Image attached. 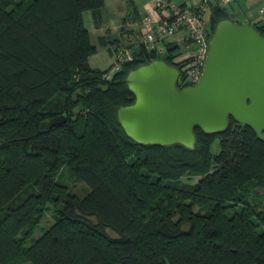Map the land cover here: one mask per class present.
Instances as JSON below:
<instances>
[{"label": "trees", "instance_id": "obj_1", "mask_svg": "<svg viewBox=\"0 0 264 264\" xmlns=\"http://www.w3.org/2000/svg\"><path fill=\"white\" fill-rule=\"evenodd\" d=\"M104 6L0 0V264H264V141L233 119L222 133L195 128L193 149L127 136L123 79L157 56L102 35L112 57L126 46L133 59L110 79L92 68L84 14ZM224 18L217 1L211 32ZM46 212L52 223L33 237Z\"/></svg>", "mask_w": 264, "mask_h": 264}, {"label": "water", "instance_id": "obj_2", "mask_svg": "<svg viewBox=\"0 0 264 264\" xmlns=\"http://www.w3.org/2000/svg\"><path fill=\"white\" fill-rule=\"evenodd\" d=\"M221 8L225 18L215 25L194 84L179 87V70L160 58L126 74L123 82L134 100L117 107L116 117L135 142L193 149L195 128L222 133L231 119L248 126L264 141V35L253 24L237 23L227 6ZM65 121L66 112L47 117L39 123V131Z\"/></svg>", "mask_w": 264, "mask_h": 264}, {"label": "built area", "instance_id": "obj_3", "mask_svg": "<svg viewBox=\"0 0 264 264\" xmlns=\"http://www.w3.org/2000/svg\"><path fill=\"white\" fill-rule=\"evenodd\" d=\"M232 0H218L221 6H228ZM206 2L196 7L181 6L171 0H153L152 9L139 21L140 37L146 48L157 58L169 59L170 64L179 70L177 84L184 87L194 84L203 69L212 32L203 15ZM264 17V6L259 10ZM176 31H185L186 40L182 50H172L169 38ZM133 59L131 50L126 46L117 48L113 55L110 70L104 74L110 79L120 70L121 65Z\"/></svg>", "mask_w": 264, "mask_h": 264}, {"label": "crops", "instance_id": "obj_4", "mask_svg": "<svg viewBox=\"0 0 264 264\" xmlns=\"http://www.w3.org/2000/svg\"><path fill=\"white\" fill-rule=\"evenodd\" d=\"M178 5L196 7L202 2H206L207 8L203 15L206 22L209 23L210 7L218 0H171ZM111 9V19L106 17L105 9H107V0H105L104 8L93 14L87 12L90 16L91 28H88L90 34L92 31L97 32V37L107 35L111 38L113 34L118 33L120 36L115 44L124 43L127 46H136L139 43L140 35V19L152 9L153 0H109ZM264 6V0H232L227 6L231 11L237 23H250L264 25V17L259 15V10ZM108 13V12H107ZM113 17V18H112ZM95 34V33H94ZM139 36V37H138ZM186 40L185 31H176L170 38L172 46H184ZM115 46V45H114Z\"/></svg>", "mask_w": 264, "mask_h": 264}, {"label": "rangeland", "instance_id": "obj_5", "mask_svg": "<svg viewBox=\"0 0 264 264\" xmlns=\"http://www.w3.org/2000/svg\"><path fill=\"white\" fill-rule=\"evenodd\" d=\"M111 8L112 7H110V2H109V0H107V9H105V14H106V17L109 18V20H112L110 17L112 14ZM230 11H231V8L229 7V12ZM84 22H85V26L87 29L91 28L90 16H88V14H86ZM92 33L93 34L91 35V41L97 47V51L89 57L90 66L94 69H100V70L110 68V65L112 64L111 62L113 60V57L108 53L107 46H105L103 43L99 42V39L96 35L98 33L95 31H92ZM119 36L120 35L118 33H116V34H113L111 36V38H118ZM183 48H184V46L182 45V46H179L176 50L179 51V50H182ZM216 145H217V141L215 142V145L213 146V150H216ZM197 179H198V177H194V181H196ZM66 182H67L69 188H71L79 196H83L84 193L87 191L86 185L82 182H75V181H72L70 179H67ZM52 221L53 220H52L51 213L46 212L44 217L42 218L40 224H39V227L35 230L33 237L39 236L42 232V229L46 228L50 223H52Z\"/></svg>", "mask_w": 264, "mask_h": 264}]
</instances>
